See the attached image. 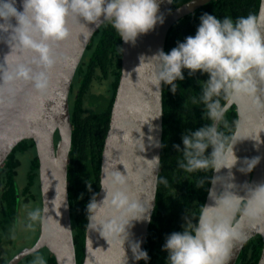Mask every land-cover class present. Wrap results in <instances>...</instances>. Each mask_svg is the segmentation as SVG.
<instances>
[{
	"label": "clouds",
	"instance_id": "9594fccd",
	"mask_svg": "<svg viewBox=\"0 0 264 264\" xmlns=\"http://www.w3.org/2000/svg\"><path fill=\"white\" fill-rule=\"evenodd\" d=\"M158 13L159 0H0V45L9 49L0 61V106L14 102L17 85L30 84L37 98L47 92L49 73L56 64L53 49L70 37V20L89 33L100 23L108 24L120 40L135 46L138 37L163 25L165 18ZM262 25L264 19L254 14L220 19L204 13L195 35L187 36L169 52L159 50L140 58V66L151 69L148 86L159 96L162 84L175 94L176 82L185 79V71L189 77L196 73L208 77L198 81L200 92L191 101L203 107L208 122L195 131H186L181 137L182 148L173 145L180 153L177 169L182 173L218 174L227 169L228 180H234L232 169L238 163L237 171L245 175L260 163V157L239 161L234 149L243 140L235 131L226 134L223 128L229 105L246 102L253 110L264 111ZM159 161L158 157L151 160L153 173L158 172ZM160 182L168 183L166 179ZM208 182L212 185L208 189L210 203L199 205L198 212L186 210L181 231L166 237L162 246L167 253L166 264H230L236 246L248 239L244 225L264 224V183L237 186L219 175ZM216 185L222 190L217 191ZM195 186L205 187V180L198 176ZM87 187L91 192V183ZM100 187L107 195L102 206L95 195L86 205L87 228L117 240L122 247L128 242L135 261L148 264V253L139 241L130 240V230L135 222H151V202L135 197L128 175L118 171L105 175ZM62 206H66V188ZM25 208V231L36 225L43 230L52 219L47 215V205ZM16 238L15 229L7 234L9 240ZM33 264L46 261L35 255Z\"/></svg>",
	"mask_w": 264,
	"mask_h": 264
},
{
	"label": "water",
	"instance_id": "95a60500",
	"mask_svg": "<svg viewBox=\"0 0 264 264\" xmlns=\"http://www.w3.org/2000/svg\"><path fill=\"white\" fill-rule=\"evenodd\" d=\"M174 1L159 0L158 14L165 18L163 25L158 24L152 32L138 37L135 46L122 41L121 78L102 156L100 186L105 175L118 171L125 177L128 175L135 197L141 202H151V222H135L130 230V240L139 241L144 251L156 209L161 171L163 84L161 96L153 92L154 88L151 90L147 83L151 69L140 66V58L151 57L159 50L165 51L168 34L174 25L217 0H192L172 12ZM258 16L264 19V0H260ZM104 24H98L89 33L70 20V37L53 49L56 64L49 73L47 92L37 98L30 84L17 85L14 102L0 106V170L22 142L32 141L39 160L42 208L47 205V215L52 218L40 230L36 244L19 253L9 264H21L43 250L51 253L57 264H78L69 202L68 172L73 138L70 94L85 53ZM261 30L264 31V25ZM8 51L5 45H0V61ZM234 107L238 115L235 132L243 140L235 146V154L241 162L245 158L260 157V163L246 175L237 171L241 166L238 163L232 169L234 180H228L227 169L213 176L224 177L237 186L264 183V111L257 112L245 102L229 105L227 112ZM57 134L60 137L58 145ZM156 157L160 160L159 170L153 173L155 164L151 160ZM65 188L66 206L60 207ZM216 190H222L220 185H216ZM240 194L243 195V192ZM106 195V191L100 188L98 205L102 206ZM208 203L207 197L205 204ZM244 230L248 239L243 245L236 246L230 264L238 263L246 245L256 237H261L263 241L258 264H264V224H246ZM125 261L126 264H142L143 260L135 261L128 242L122 247L117 240L103 238L98 231L87 228L83 264H125Z\"/></svg>",
	"mask_w": 264,
	"mask_h": 264
},
{
	"label": "trees",
	"instance_id": "16d2710c",
	"mask_svg": "<svg viewBox=\"0 0 264 264\" xmlns=\"http://www.w3.org/2000/svg\"><path fill=\"white\" fill-rule=\"evenodd\" d=\"M191 1L175 0L172 12ZM259 8L260 0H217L211 2L194 15L186 17L172 27L166 40L165 52L176 47L178 42H183L187 36L195 35L199 18L204 13L212 14L220 19L226 15L235 19L248 14L258 16ZM121 49L122 40L110 25L104 24L88 47L73 83L71 98L73 138L68 178L69 202L78 264H83L85 259L86 232L89 223L86 205L93 195L97 200L101 188L102 156L121 78L123 58ZM184 76L183 81L176 82L178 88L175 94L169 90V86L163 85L161 171L156 209L145 247L149 256L148 264H166L167 253L162 251L166 237L172 232L181 231L186 210L198 212L199 205L206 203L208 189L211 187L208 181L214 174L209 172L188 175L177 169L180 153L175 150L173 145L179 144L182 148V135L188 130L195 131L208 122L204 117L203 107L193 105L191 102L192 98L198 96L200 92L198 81H206L207 75L196 73L189 77L185 71ZM96 87H103L104 91L98 93L95 90ZM225 121L226 127L223 128V131L226 134L236 131L238 115L235 107L226 113ZM59 142L60 137L57 134L56 144L58 145ZM32 152H34V156L29 158L26 180L23 187L20 188L18 178L19 170L22 167L21 158L29 157ZM198 176L205 180V187L197 188L195 186ZM161 179H166L168 183H161ZM88 182L92 186L91 192L88 191ZM37 186L40 194L39 202L42 205L36 147L32 141H25L14 150L0 170V252L6 253L4 264L10 263L24 250H14L13 240L7 239V234L15 226L18 228L22 204L36 203L34 189ZM262 250V238H254L246 245L237 264H258ZM40 254L46 264H57L54 256L47 250L37 255ZM34 256L25 259L23 264L31 262ZM142 264L145 262L142 261Z\"/></svg>",
	"mask_w": 264,
	"mask_h": 264
},
{
	"label": "rangeland",
	"instance_id": "374dc122",
	"mask_svg": "<svg viewBox=\"0 0 264 264\" xmlns=\"http://www.w3.org/2000/svg\"><path fill=\"white\" fill-rule=\"evenodd\" d=\"M95 90L98 93H102L104 91V88L103 87H100V88L96 87ZM31 156H34V152H32L30 154V156L27 158H24V157L21 158L22 167L19 170V178H18V184H19L20 188H22L23 184L25 183L26 175L28 173V168H29V158ZM34 194L36 196V203H31L30 205H27L28 209L42 208V205H40V202H39L40 194H39V187L38 186L34 189ZM25 206L26 205L22 204V206L20 207V214H19L20 218H19V222H18V228L16 226L14 228L15 231H17L18 233H17L16 241L14 240L12 242V244L15 247L14 250H18V251L21 249H29V248L33 247L35 241L39 237V229H40L39 225H36L33 228V230H30V231L23 230L22 224H23V221L25 219V213H26ZM15 253H14V255H15ZM40 256H42V254H40ZM33 260H34V257L32 258V261H31L32 263L27 262L26 264H33Z\"/></svg>",
	"mask_w": 264,
	"mask_h": 264
},
{
	"label": "flooded vegetation",
	"instance_id": "af4514ba",
	"mask_svg": "<svg viewBox=\"0 0 264 264\" xmlns=\"http://www.w3.org/2000/svg\"><path fill=\"white\" fill-rule=\"evenodd\" d=\"M72 95H73V86H72V89H71V94H70V112H71V98H72ZM40 230H41V227H40ZM39 236H40V232H39ZM38 239H39V237L37 238V240L35 241V243H34V245L36 244V242L38 241ZM33 245V246H34ZM32 248V247H31ZM24 250H26V249H24ZM23 250V251H24ZM43 251H46V250H43ZM43 251H41V252H43ZM22 252V251H21ZM20 252V253H21ZM41 252H39V253H41ZM39 253H37V254H39ZM37 254H35V255H37ZM32 257V256H31ZM13 260V259H12ZM5 261H6V253L3 251V252H0V264H4L5 263ZM10 262V261H9ZM24 262V261H23ZM22 262V263H23ZM21 263V264H22ZM7 264H9V263H7Z\"/></svg>",
	"mask_w": 264,
	"mask_h": 264
}]
</instances>
